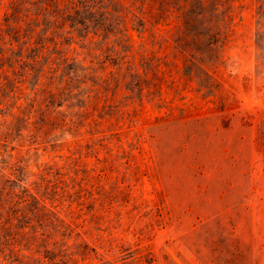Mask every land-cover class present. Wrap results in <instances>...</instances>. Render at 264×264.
Returning <instances> with one entry per match:
<instances>
[{"label":"rangeland","instance_id":"rangeland-1","mask_svg":"<svg viewBox=\"0 0 264 264\" xmlns=\"http://www.w3.org/2000/svg\"><path fill=\"white\" fill-rule=\"evenodd\" d=\"M0 264H264V0H0Z\"/></svg>","mask_w":264,"mask_h":264},{"label":"trees","instance_id":"trees-1","mask_svg":"<svg viewBox=\"0 0 264 264\" xmlns=\"http://www.w3.org/2000/svg\"><path fill=\"white\" fill-rule=\"evenodd\" d=\"M44 5H45V7L49 6L48 3H44ZM9 9H10L11 11H14V6H10ZM12 13H13V12L9 13L8 16H9V17L12 16V15H13ZM5 21L8 22V19H6Z\"/></svg>","mask_w":264,"mask_h":264}]
</instances>
